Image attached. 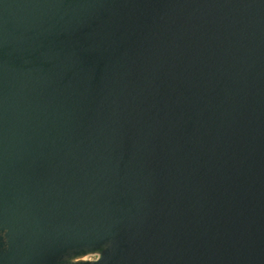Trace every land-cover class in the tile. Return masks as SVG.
<instances>
[{
	"label": "water",
	"instance_id": "obj_1",
	"mask_svg": "<svg viewBox=\"0 0 264 264\" xmlns=\"http://www.w3.org/2000/svg\"><path fill=\"white\" fill-rule=\"evenodd\" d=\"M2 264H264V0H0Z\"/></svg>",
	"mask_w": 264,
	"mask_h": 264
},
{
	"label": "flooded vegetation",
	"instance_id": "obj_2",
	"mask_svg": "<svg viewBox=\"0 0 264 264\" xmlns=\"http://www.w3.org/2000/svg\"><path fill=\"white\" fill-rule=\"evenodd\" d=\"M5 231L1 229L0 226V264L2 263H6L9 260H11L13 263L17 262V260H19L21 263H26V261H28V259L30 258V255H18L15 254L14 256H8L5 254L6 250H7V246L5 244L6 242V238H5Z\"/></svg>",
	"mask_w": 264,
	"mask_h": 264
}]
</instances>
